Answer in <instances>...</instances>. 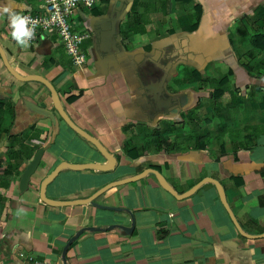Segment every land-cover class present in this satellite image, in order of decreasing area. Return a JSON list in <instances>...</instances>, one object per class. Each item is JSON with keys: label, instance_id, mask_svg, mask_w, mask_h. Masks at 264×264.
<instances>
[{"label": "crops", "instance_id": "1", "mask_svg": "<svg viewBox=\"0 0 264 264\" xmlns=\"http://www.w3.org/2000/svg\"><path fill=\"white\" fill-rule=\"evenodd\" d=\"M8 3L19 14L44 11L41 0H0ZM261 8L264 0H101L72 18L75 30L91 33L83 68L55 32L21 47L0 13L10 66L53 84L71 119L117 158L108 172L62 170L47 186L49 199H88L159 168L179 195L208 179L220 182L253 236L239 233L212 183L177 199L149 175L99 196L102 207L42 202L41 183L62 163L107 160L60 118L54 125L34 113L26 102L55 112L51 92L15 78L0 53V101L16 108L0 139V264H264V68L252 60L250 41ZM195 126L199 142L189 140ZM158 137L170 147H158ZM41 149V164L21 192Z\"/></svg>", "mask_w": 264, "mask_h": 264}, {"label": "water", "instance_id": "2", "mask_svg": "<svg viewBox=\"0 0 264 264\" xmlns=\"http://www.w3.org/2000/svg\"><path fill=\"white\" fill-rule=\"evenodd\" d=\"M0 53L1 56L3 58V60L5 61V65L8 68L9 72L15 77L17 78L19 81H36V82H40L42 83L44 86H46L48 88V90L51 92V96L54 102V106H55V112L47 110L45 108H42L39 105H36L35 103H31V102H26V104L29 106V108L34 112L37 113L45 118H48L51 120V122L54 125L58 124V118H60L62 121H64L74 132H76L78 135H80L81 137H83L84 139H86L88 142H90L93 146H95L99 152L104 156V158L107 160L106 164H83V165H74V164H69V163H62L61 165H59L50 175L48 178H46L42 183H41V187H40V199L42 200V202H44L47 205L53 206V207H61V206H70V205H92V206H97V207H102L100 206L97 202L96 199L101 196L102 194H105L107 191H109L110 189L120 186V185H125V184H130V183H134V182H138L146 177H148L149 175H154L156 177V179L158 180L159 184L161 185V187L168 192L169 194H171L172 196H174L175 198H188L191 197L203 184L205 183H212L215 185L221 203L223 204L224 208L226 209L227 213L230 216V219L232 220L233 224L235 225V227L237 228V230L239 231V233L242 236H246V237H253L248 235L244 229L242 228V226L240 225L238 219L236 218L233 210L231 209L228 199H227V195L225 192L224 187L222 186V184L216 180L213 179H208L203 181L201 184L195 186L194 188H192L191 190H189L188 192H186L183 195H179L175 189L171 186V184L168 182V180L166 179V177L158 170L155 169H148L145 170L143 173L133 176L131 178H127L125 180L119 181V182H115L112 183L106 187H104L103 189H101L99 192H97L94 196H92L91 198L88 199H84V200H78V201H72V202H62V201H55V200H51L46 196V189L47 186L58 176V174L64 170V169H71V170H96V171H100V172H108L111 171L115 168L116 164H117V158L115 156H113V154L111 152H109L104 145L94 136H92L91 134H89L88 132H86L85 130H83L82 128H80L72 119L71 117L68 115V113L66 112V110L64 109V106L62 104L61 101V97L58 93V91L56 90V88L53 86V84H51L48 80H46L45 78L42 77H38V76H32V77H23L21 75H19L9 64V62L7 61L6 55L4 53V51L2 50V48L0 47ZM152 75L155 74V71L151 72ZM167 78V75H163L161 80L159 81V84L162 86V89L164 91V87L163 84L165 82ZM164 94V92H163ZM162 95V94H161ZM43 150H39L34 158L30 161V163L27 165L21 181H20V191L21 192H26L29 188V184L31 181L32 176L36 173V171L38 170L42 158H43ZM106 208V207H104ZM109 209V208H106ZM110 209H117V208H110ZM134 227V224H133ZM82 233V232H81ZM263 235L259 236V237H263Z\"/></svg>", "mask_w": 264, "mask_h": 264}, {"label": "built area", "instance_id": "3", "mask_svg": "<svg viewBox=\"0 0 264 264\" xmlns=\"http://www.w3.org/2000/svg\"><path fill=\"white\" fill-rule=\"evenodd\" d=\"M41 14L32 12H23L21 15L29 17L30 27L34 28L35 36L30 41V45L37 40L38 33L45 34L55 32L67 56L72 64L78 68H83L89 63V57L85 53L83 46L91 39V33L88 31H77L72 26L74 13L80 8L88 10L95 9L101 0H41ZM21 256H24L21 254ZM32 264H50L49 262L35 261L30 258Z\"/></svg>", "mask_w": 264, "mask_h": 264}, {"label": "trees", "instance_id": "4", "mask_svg": "<svg viewBox=\"0 0 264 264\" xmlns=\"http://www.w3.org/2000/svg\"><path fill=\"white\" fill-rule=\"evenodd\" d=\"M264 10L263 8L259 9L257 13L255 14L257 17V22L259 25V28L250 36V41L254 47L253 52L251 53L252 55V60L259 61V66L264 68V16H263ZM251 67V66H250ZM252 68V67H251ZM195 81H201L202 77L201 75L194 74ZM222 95V90H220L215 96H220ZM15 105L13 104H8L7 101L2 100L0 101V139L3 134L9 132L6 128V124L13 118L15 115ZM213 119H216V117L208 118L207 123H210ZM198 126H195L194 132L191 133V136H189V140H198V136L196 135ZM157 143L159 144L158 147L160 148H169L170 143L169 140L164 138V137H158L157 138ZM198 148H204L206 144L204 141L202 143L197 144ZM25 148V147H24ZM34 151V150H33ZM134 156V155H133ZM137 157V155H136ZM159 170V168H156Z\"/></svg>", "mask_w": 264, "mask_h": 264}, {"label": "clouds", "instance_id": "5", "mask_svg": "<svg viewBox=\"0 0 264 264\" xmlns=\"http://www.w3.org/2000/svg\"><path fill=\"white\" fill-rule=\"evenodd\" d=\"M0 13L6 14L9 19L12 39L21 47H29L30 41L35 36L34 28L30 27L29 17L14 11L11 3L0 5Z\"/></svg>", "mask_w": 264, "mask_h": 264}]
</instances>
